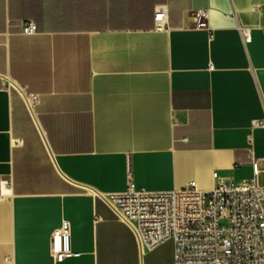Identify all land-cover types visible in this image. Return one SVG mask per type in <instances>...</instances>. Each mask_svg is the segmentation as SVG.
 <instances>
[{"label": "crops", "instance_id": "1", "mask_svg": "<svg viewBox=\"0 0 264 264\" xmlns=\"http://www.w3.org/2000/svg\"><path fill=\"white\" fill-rule=\"evenodd\" d=\"M256 120L264 0H0V264H56L63 221L79 256L59 264H172L174 242L141 252L105 197L131 177L153 192L251 179Z\"/></svg>", "mask_w": 264, "mask_h": 264}, {"label": "built area", "instance_id": "2", "mask_svg": "<svg viewBox=\"0 0 264 264\" xmlns=\"http://www.w3.org/2000/svg\"><path fill=\"white\" fill-rule=\"evenodd\" d=\"M192 20L196 29L211 31L208 9L195 12ZM154 21L156 32L168 30L167 6L157 7ZM36 32L33 22L23 23L24 35ZM38 103V98L28 99L30 109ZM252 127H264V121H253ZM214 179L210 190H201L192 181L179 190L153 192L137 188L131 177L125 191L105 200L135 232L141 252L173 241L172 264H264V171L253 162L249 180L225 182L218 173ZM51 255L56 264L79 256L71 248L68 221L52 235Z\"/></svg>", "mask_w": 264, "mask_h": 264}, {"label": "water", "instance_id": "3", "mask_svg": "<svg viewBox=\"0 0 264 264\" xmlns=\"http://www.w3.org/2000/svg\"><path fill=\"white\" fill-rule=\"evenodd\" d=\"M21 91H22V89L20 88V87H18ZM23 92V91H22ZM25 95V94H24ZM25 97L27 98V100H28V97L25 95ZM31 110V112L34 114V111H33V109H30Z\"/></svg>", "mask_w": 264, "mask_h": 264}, {"label": "rangeland", "instance_id": "4", "mask_svg": "<svg viewBox=\"0 0 264 264\" xmlns=\"http://www.w3.org/2000/svg\"><path fill=\"white\" fill-rule=\"evenodd\" d=\"M262 184V179H260V185Z\"/></svg>", "mask_w": 264, "mask_h": 264}]
</instances>
